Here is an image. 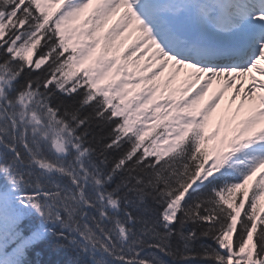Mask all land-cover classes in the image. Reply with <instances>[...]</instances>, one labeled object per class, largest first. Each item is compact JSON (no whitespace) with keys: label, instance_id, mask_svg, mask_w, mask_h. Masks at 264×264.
Here are the masks:
<instances>
[{"label":"snow or ice","instance_id":"obj_1","mask_svg":"<svg viewBox=\"0 0 264 264\" xmlns=\"http://www.w3.org/2000/svg\"><path fill=\"white\" fill-rule=\"evenodd\" d=\"M45 242L264 264V0H0V264Z\"/></svg>","mask_w":264,"mask_h":264},{"label":"trees","instance_id":"obj_2","mask_svg":"<svg viewBox=\"0 0 264 264\" xmlns=\"http://www.w3.org/2000/svg\"><path fill=\"white\" fill-rule=\"evenodd\" d=\"M33 264H62L65 255L52 243L45 242L29 257Z\"/></svg>","mask_w":264,"mask_h":264},{"label":"rangeland","instance_id":"obj_3","mask_svg":"<svg viewBox=\"0 0 264 264\" xmlns=\"http://www.w3.org/2000/svg\"><path fill=\"white\" fill-rule=\"evenodd\" d=\"M214 86H215V85H214ZM227 101H228V99H226V98L223 99L222 101H220V105H219V106L221 107V109H224L223 107L227 105V103H228ZM228 105H229V104H228ZM234 107H235V105H233V108H234ZM229 112H230V110L228 111V113H229ZM228 113H227V115H228ZM227 115H226V116H227Z\"/></svg>","mask_w":264,"mask_h":264}]
</instances>
